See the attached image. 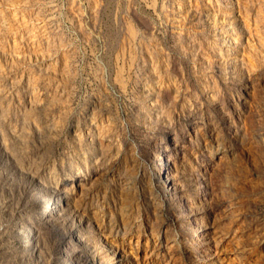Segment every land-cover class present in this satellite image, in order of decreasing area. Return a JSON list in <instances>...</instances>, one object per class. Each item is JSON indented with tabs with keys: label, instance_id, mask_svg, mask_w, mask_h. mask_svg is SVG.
Wrapping results in <instances>:
<instances>
[{
	"label": "rangeland",
	"instance_id": "obj_1",
	"mask_svg": "<svg viewBox=\"0 0 264 264\" xmlns=\"http://www.w3.org/2000/svg\"><path fill=\"white\" fill-rule=\"evenodd\" d=\"M0 264H264V0H0Z\"/></svg>",
	"mask_w": 264,
	"mask_h": 264
}]
</instances>
